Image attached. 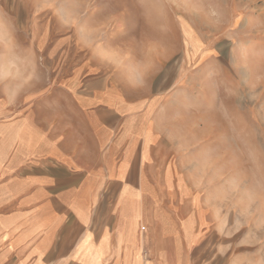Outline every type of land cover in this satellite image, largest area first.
<instances>
[{
    "label": "crops",
    "instance_id": "crops-1",
    "mask_svg": "<svg viewBox=\"0 0 264 264\" xmlns=\"http://www.w3.org/2000/svg\"><path fill=\"white\" fill-rule=\"evenodd\" d=\"M118 4L0 0V264H264L210 229L226 137H264L256 19Z\"/></svg>",
    "mask_w": 264,
    "mask_h": 264
},
{
    "label": "rangeland",
    "instance_id": "rangeland-1",
    "mask_svg": "<svg viewBox=\"0 0 264 264\" xmlns=\"http://www.w3.org/2000/svg\"><path fill=\"white\" fill-rule=\"evenodd\" d=\"M32 1L37 8L44 7L45 13L58 10L72 12L75 6V0ZM118 1L120 0H114V6L119 8ZM143 3L149 6L159 5L161 16L164 20L167 19V22L170 20L168 17L172 9L173 12H177L178 22H182V26H184L183 23L188 22L195 28L203 29L211 37L218 36L220 27L237 16L241 21L238 26L242 25L240 29L246 33L250 26L254 25L250 21V17L252 21L254 17L258 25V37L255 39L258 43L257 69L259 77L264 80V0H129V5L134 8ZM223 22H225L224 25ZM245 25L246 28H244ZM241 50L249 54L247 45H242ZM260 91L259 88L255 99L259 107L264 101V89L263 92ZM246 101L250 102L248 94ZM225 168L226 175L223 181L226 183V189L221 192L225 202L223 206H220V212L224 210L225 221L210 227V229H217V224H220V237H212V245L220 244V247H225V251L230 254L235 251V248L241 246V242H245L246 246L263 247L264 137H226Z\"/></svg>",
    "mask_w": 264,
    "mask_h": 264
}]
</instances>
